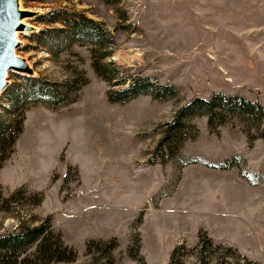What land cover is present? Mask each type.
Wrapping results in <instances>:
<instances>
[{
	"label": "rangeland",
	"instance_id": "1",
	"mask_svg": "<svg viewBox=\"0 0 264 264\" xmlns=\"http://www.w3.org/2000/svg\"><path fill=\"white\" fill-rule=\"evenodd\" d=\"M20 3L33 15L27 18L29 31L19 34L14 54L31 76L49 83L73 82L78 90L58 107L12 104L8 92L24 85L23 74H6L8 89L0 95V125L8 126L0 136V234L50 221L52 231L75 252L70 264H170L173 252L180 264L232 258L223 248L202 252L201 234L215 246L264 264L263 125L228 116L212 131L205 116H196L189 120L185 141L174 157L165 158L167 150H156L164 126L193 98L239 96L264 108V0ZM52 11L94 21L113 36L114 45L106 49L68 42L66 34L35 37L40 30L61 28L38 18ZM107 52L110 55L103 58ZM94 63L103 69L110 65L105 76L115 69L125 84L113 87L115 80L100 77ZM135 77L174 87L178 96L159 101L140 95L125 104L108 101L110 91L129 86ZM232 158L236 166L227 170L229 176L248 181L257 194L256 199L241 196L246 207L234 210L253 218L250 237L228 230L223 240L232 246L202 229L194 236L171 238L181 216L187 228H210L211 208L200 206L197 197L199 169L220 170L213 167ZM181 241L189 248L180 250Z\"/></svg>",
	"mask_w": 264,
	"mask_h": 264
},
{
	"label": "trees",
	"instance_id": "2",
	"mask_svg": "<svg viewBox=\"0 0 264 264\" xmlns=\"http://www.w3.org/2000/svg\"><path fill=\"white\" fill-rule=\"evenodd\" d=\"M38 18L46 25L58 23L61 28L40 30L33 33L35 37L66 34L64 38L68 42L83 41L106 49L114 45L113 36L109 32L82 15L52 11L50 13H41ZM57 40L59 41V38ZM109 55V52L103 53V58ZM93 66L98 75L104 80H115L113 87L125 84V79L117 78L118 71L115 69L111 72V76H105L104 70L110 65H103L105 69L98 67L95 63ZM20 79L24 85H17L14 92H8L12 94V104L13 102L14 104L31 102L41 103L49 107H58L65 104L69 93L77 92L78 90L74 89L73 82L71 84L49 83L38 76L23 75ZM7 89L8 87L5 92ZM140 95H150L153 99L159 101L175 99L178 96L174 87L152 83L148 78L135 77L131 79L129 86L110 91L107 94V99L112 104H125ZM196 116H205L208 127L212 131L222 125L228 116H238L246 121L260 123L264 127V108L242 97L214 94L207 100L193 98L177 110L171 123L164 126V131L156 150H167L168 155L165 158L174 157L185 141L182 135L189 127V120ZM7 131L8 126L1 124L0 136H5ZM20 132L21 130L18 128L17 135ZM17 135L11 137L10 147L13 146ZM262 138L264 139V133ZM171 144H175L174 149H172ZM234 161V158L228 159L213 168L228 170L236 166ZM202 164L209 166L205 163ZM40 203L41 198L36 202V205ZM198 237L201 242L202 252L207 248H216L217 250L223 248L226 253L232 255L231 259L230 257L220 256L214 264H255L239 256L231 248L215 246L210 239L201 234ZM92 244L89 243L87 246L88 253L90 252L89 246ZM178 247L180 250L187 249L185 243L178 245ZM29 250L31 251L29 252ZM133 257L136 258V256ZM174 257L175 252L170 258V264H180L175 261ZM74 260L75 252L64 244L61 235L52 231L50 221H45L38 226L20 225L14 232L0 234V264H70ZM204 262V259L201 258L200 264H204Z\"/></svg>",
	"mask_w": 264,
	"mask_h": 264
},
{
	"label": "crops",
	"instance_id": "3",
	"mask_svg": "<svg viewBox=\"0 0 264 264\" xmlns=\"http://www.w3.org/2000/svg\"><path fill=\"white\" fill-rule=\"evenodd\" d=\"M199 173V179L201 178L202 182H200L201 187L197 191V197L198 200L202 202L199 204L200 206L202 204H207L211 208L207 214V219L211 220L210 228L205 224L195 226L193 228H187L188 226L184 225L186 220L182 218L183 216H181L179 212L174 210L172 213L181 216V219L183 220L180 221L178 230L171 235V238L176 234L184 235V237L194 236L200 229L207 232L208 236L212 237L215 241L221 242L223 244L231 245L229 242L223 240L226 239L225 233H227L226 231L228 230L240 232L249 238L251 232H253L252 228H254L253 218L250 216V214L245 216L234 210H243L246 207L242 202L239 201L241 196L249 195L250 198L256 199L255 196L257 194L253 193L254 187L248 185V181L238 178L237 174H232L229 176L231 171L202 168L199 169ZM209 189L213 191L211 195ZM219 189L223 191L218 192ZM258 197L259 196H257V198ZM162 214L169 215L167 212H163Z\"/></svg>",
	"mask_w": 264,
	"mask_h": 264
},
{
	"label": "water",
	"instance_id": "4",
	"mask_svg": "<svg viewBox=\"0 0 264 264\" xmlns=\"http://www.w3.org/2000/svg\"><path fill=\"white\" fill-rule=\"evenodd\" d=\"M15 11V0H0V95L7 87L5 84L6 74L21 67L19 58L16 59L14 56V50L18 45L15 42L14 33L20 28ZM32 74L33 72L26 76Z\"/></svg>",
	"mask_w": 264,
	"mask_h": 264
},
{
	"label": "bare ground",
	"instance_id": "5",
	"mask_svg": "<svg viewBox=\"0 0 264 264\" xmlns=\"http://www.w3.org/2000/svg\"><path fill=\"white\" fill-rule=\"evenodd\" d=\"M16 1V20L18 21V24L20 26L19 29H17L14 33L15 35V42L16 44L19 43V34H21L22 32H26L29 31L30 26L27 23V18L30 14H32V12H27L26 10H24L21 6L20 0H15ZM33 15V14H32ZM16 59L17 56L14 55ZM21 62V67L16 69V72L21 73V74H25V75H30L32 73V71L30 69H28L24 63V61L18 59Z\"/></svg>",
	"mask_w": 264,
	"mask_h": 264
},
{
	"label": "built area",
	"instance_id": "6",
	"mask_svg": "<svg viewBox=\"0 0 264 264\" xmlns=\"http://www.w3.org/2000/svg\"><path fill=\"white\" fill-rule=\"evenodd\" d=\"M183 243H184V242L181 241V242H179L178 244L181 245V244H183ZM185 246H186L187 248H189V245L186 244Z\"/></svg>",
	"mask_w": 264,
	"mask_h": 264
}]
</instances>
